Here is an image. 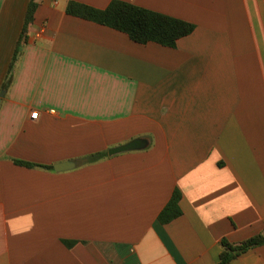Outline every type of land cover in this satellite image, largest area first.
I'll return each mask as SVG.
<instances>
[{"label":"crops","instance_id":"obj_1","mask_svg":"<svg viewBox=\"0 0 264 264\" xmlns=\"http://www.w3.org/2000/svg\"><path fill=\"white\" fill-rule=\"evenodd\" d=\"M31 1L0 0V264H218L264 232V0H125L193 23L175 48L35 0L4 89Z\"/></svg>","mask_w":264,"mask_h":264},{"label":"trees","instance_id":"obj_2","mask_svg":"<svg viewBox=\"0 0 264 264\" xmlns=\"http://www.w3.org/2000/svg\"><path fill=\"white\" fill-rule=\"evenodd\" d=\"M36 8L37 3L35 0H32L29 4L24 28L3 86L4 89H8L12 83L17 60L28 42V29L34 21ZM67 13L121 31L137 43L148 44L153 42L170 48H175L180 39L191 35L195 30V25L189 21L140 7L125 0H113L105 9H98L83 3L71 1L67 6ZM107 156V152L97 153L87 157L86 161L87 163H95ZM15 163L25 167L52 168L21 160H15ZM181 197V193L176 190L172 199L159 216L163 224H167L182 215L180 207ZM222 244L223 252L218 264H229L233 259L248 250L264 245V232L240 244H233L227 240H223Z\"/></svg>","mask_w":264,"mask_h":264},{"label":"water","instance_id":"obj_3","mask_svg":"<svg viewBox=\"0 0 264 264\" xmlns=\"http://www.w3.org/2000/svg\"><path fill=\"white\" fill-rule=\"evenodd\" d=\"M149 145H150V142L149 140H147V138H137L122 146L111 148L108 154L110 156H113V155L124 153V152L143 150V149H146ZM74 167H75V164L69 162V163L57 165L56 169L57 171H65V170H70Z\"/></svg>","mask_w":264,"mask_h":264},{"label":"built area","instance_id":"obj_4","mask_svg":"<svg viewBox=\"0 0 264 264\" xmlns=\"http://www.w3.org/2000/svg\"><path fill=\"white\" fill-rule=\"evenodd\" d=\"M32 115H33V117L37 118V117H38V115H39V112H38V111H36V112H34Z\"/></svg>","mask_w":264,"mask_h":264}]
</instances>
